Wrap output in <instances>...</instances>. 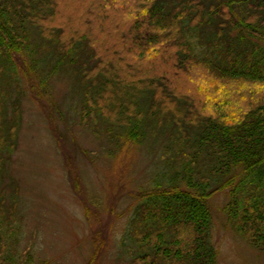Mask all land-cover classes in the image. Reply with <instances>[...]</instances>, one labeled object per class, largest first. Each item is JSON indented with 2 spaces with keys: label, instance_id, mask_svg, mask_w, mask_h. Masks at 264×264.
I'll list each match as a JSON object with an SVG mask.
<instances>
[{
  "label": "trees",
  "instance_id": "trees-1",
  "mask_svg": "<svg viewBox=\"0 0 264 264\" xmlns=\"http://www.w3.org/2000/svg\"><path fill=\"white\" fill-rule=\"evenodd\" d=\"M77 1L86 5L84 27L97 19L98 34L115 43L108 51L131 74L115 75L113 64L83 66L81 123L99 131L104 122L102 131L117 142L170 132L164 178L145 191L130 223L132 264H219L210 200L221 192L228 193L231 228L264 252V0ZM56 8L55 0H0V264L21 231L17 187L11 201L2 187L23 123L14 56L67 57L81 44L68 47L65 32L50 28ZM195 69L201 72L193 77ZM178 85L196 88L200 101ZM30 87L43 96L35 81Z\"/></svg>",
  "mask_w": 264,
  "mask_h": 264
},
{
  "label": "rangeland",
  "instance_id": "rangeland-1",
  "mask_svg": "<svg viewBox=\"0 0 264 264\" xmlns=\"http://www.w3.org/2000/svg\"><path fill=\"white\" fill-rule=\"evenodd\" d=\"M55 2L56 20L48 25L65 32L61 41L68 47L76 41L81 44L67 57L51 54L43 58L36 53L14 56L23 87V123L2 187L9 201L17 187L21 231L7 264H132L131 251L136 246L129 237L130 223L145 191L154 189L164 178L165 158L169 157L164 148L170 132L146 136L142 141L139 138L138 143L125 139L117 142L102 131L104 122H98L99 131L91 123H81L85 92L79 72L83 66L113 64L115 75L130 80L131 74L124 61L114 59V52L108 51L115 43L109 44L98 34L102 32L98 20L84 27L83 2ZM70 8V16L59 20L58 16ZM115 13L125 23L130 22L124 11ZM29 27L33 44L41 45L38 31ZM114 29L110 27V40ZM199 72L201 69H195L191 75ZM30 80L43 88H38L43 92L39 99ZM176 87L177 91L196 94V88ZM194 99L200 101L197 94ZM228 201L226 192L210 200L212 243L218 250L219 264H264V252L231 228L224 212Z\"/></svg>",
  "mask_w": 264,
  "mask_h": 264
}]
</instances>
